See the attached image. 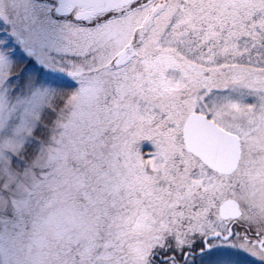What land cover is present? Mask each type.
I'll use <instances>...</instances> for the list:
<instances>
[{
  "label": "snow or ice",
  "instance_id": "obj_1",
  "mask_svg": "<svg viewBox=\"0 0 264 264\" xmlns=\"http://www.w3.org/2000/svg\"><path fill=\"white\" fill-rule=\"evenodd\" d=\"M0 264H264V0H0Z\"/></svg>",
  "mask_w": 264,
  "mask_h": 264
}]
</instances>
